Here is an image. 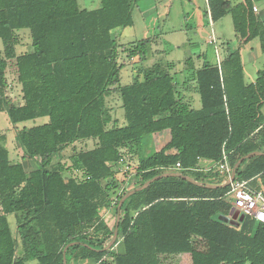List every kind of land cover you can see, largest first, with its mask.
I'll return each instance as SVG.
<instances>
[{"label": "trees", "instance_id": "1", "mask_svg": "<svg viewBox=\"0 0 264 264\" xmlns=\"http://www.w3.org/2000/svg\"><path fill=\"white\" fill-rule=\"evenodd\" d=\"M139 1L101 0L100 8L87 10L78 0H0V113L15 126L49 119L17 131L27 158L39 159L31 170L11 160L6 136L0 135V264H63L71 244L67 264H162L161 256L181 254H190L192 264H264V223L249 216L226 221L234 210L231 187H205L229 178L219 168L225 157L232 170L241 158L264 153V70L246 83L241 56L242 46L255 39L264 52V21L252 0L237 5L207 0L204 18L217 23L230 15L240 48H228L219 65L205 61L195 73L202 106L194 110L184 103L174 77L157 66L121 85L120 53L144 61L156 42L118 45L113 35L134 25ZM21 33L28 34L31 51L17 52ZM9 62L15 64L22 104L6 93ZM115 93L124 126L113 121L108 108ZM155 135H166V143L142 156L141 147ZM90 140L96 147L75 152L71 167L53 163L65 149ZM133 147L141 155L134 189L170 172L205 186L167 177L135 193L122 205L115 245L104 251L115 228L100 211L115 206L118 213L131 191L124 188L113 198L118 189L113 167ZM203 160L213 165L205 168ZM67 171L77 175L67 178ZM236 179L264 190V154L246 159ZM118 243L121 252L114 249Z\"/></svg>", "mask_w": 264, "mask_h": 264}, {"label": "rangeland", "instance_id": "2", "mask_svg": "<svg viewBox=\"0 0 264 264\" xmlns=\"http://www.w3.org/2000/svg\"><path fill=\"white\" fill-rule=\"evenodd\" d=\"M98 1L100 2V0ZM230 1L233 5H237L245 0ZM84 4V0H79V7L81 9L86 8V4ZM256 5L259 8V13H256V15L259 17L263 16L264 0L257 1ZM204 11V0H140L134 7V25L126 29L117 30L119 31L117 43L118 45L125 43L128 44L130 42H136L148 38H155L158 40V43L154 44L150 48L144 61H140L139 58H129L127 53H120L118 62L123 66L121 72V85L124 86L131 83L137 75H144L147 71L152 69H148V67L155 62L159 65H161V62L164 63V65L169 62H175L179 65V67L183 66L182 64H184V58L186 57L185 51H192L193 54L197 53V50H201L203 52L206 51L207 43L204 39L211 34L213 29L218 36L222 34V38L232 49H239L240 40L234 30L230 15L223 18L219 24L214 26V28H209L208 26L205 29L203 28L204 32L201 34L202 24L205 25ZM168 14H170L169 21L166 18V15ZM171 22L177 24L179 28L180 26L185 25H189L192 28H182L179 33L175 35H167V27L169 24L171 25ZM25 32L29 33L28 30ZM19 37L20 42L17 46V52L24 53L28 51L30 46V38L26 33H21ZM191 43L196 44L195 48L189 46ZM3 50V43L0 40V56H2ZM242 53L245 81L250 83L256 79L258 71L264 70V52L261 49V41L259 39H255L248 45L242 46ZM179 67L177 66V68ZM183 68L184 66L177 70H182ZM159 70H161V66L159 67ZM7 79L9 83L6 91L8 97L14 104H22L23 99L21 85L17 81L14 62H9ZM185 86L187 88L186 91L188 97H191V99L197 97L195 84L187 83ZM107 103L108 108L111 111L113 121H117L118 126H124V110L121 109L122 104L119 94L115 93L110 96L107 99ZM48 121V118H41L15 126L10 122L7 113H0V135L6 136V147L9 149L10 157L13 162L24 163L29 170L38 166L37 164L39 163V159L29 160L27 158L26 154L22 151V148L16 140V134L19 129L43 125ZM114 124L115 123H111L109 127H112ZM165 133L168 132L166 131L163 134ZM146 140L148 141V138H145V141ZM166 141V135H155L150 137L148 145L145 144L140 149L143 153L142 156H149L153 150H159L166 143ZM96 144L97 142L93 140L87 142H77L74 146L65 149L57 158L54 159L53 163L61 161L68 167H71V156L75 152L91 150L96 147ZM132 149L133 153L126 155L124 162L113 167L116 171L115 183L118 186V189L113 195L114 199L123 194L124 188L129 190L134 189L135 181H133V177L136 173L137 167L139 166V158L141 155L140 153L136 154V147H133ZM74 175H77V172L67 171V173L64 174L67 178ZM227 180L228 178L225 181ZM100 215L105 221H107L109 227L114 230L118 219L116 207L113 206L110 210H101ZM9 221L14 237L17 240V244L20 245L15 217L10 216ZM196 247L201 251L206 250V245L203 243H197ZM114 249L117 252H121L122 245L118 243ZM160 259L162 264H192L191 256L163 255Z\"/></svg>", "mask_w": 264, "mask_h": 264}, {"label": "crops", "instance_id": "3", "mask_svg": "<svg viewBox=\"0 0 264 264\" xmlns=\"http://www.w3.org/2000/svg\"><path fill=\"white\" fill-rule=\"evenodd\" d=\"M85 1V9L87 10H94V9H98L100 8L101 6V0L100 2L98 0H95V1H92V0H84ZM162 1V0H161ZM257 1H260V0H255L254 1V6L257 8V12L255 13H259V8L257 7L256 5V2ZM79 2V0H78ZM244 2V1H243ZM204 3H205V9L207 7V0H204ZM242 3V2H241ZM88 7V8H87ZM90 8V9H89ZM227 17V16H226ZM166 18L167 20L169 21L170 19V14L166 15ZM232 18V17H231ZM263 21H264V12H263V16L260 17ZM162 21V20H161ZM221 21V20H220ZM217 22V23H213L211 20H206L205 19V25L202 24V27H201V30H202V33L204 32V29L208 26L209 28H214V26L216 24H219L220 23ZM233 22V21H232ZM234 27V25H233ZM182 28H192L191 26L189 25H185V26H179L177 24H174V22H171V25L169 24L168 27H167V35H175L177 33H179V31L182 29ZM204 28V29H203ZM235 30V29H234ZM118 32L119 31H115L113 33V35L118 39L119 36H118ZM222 34H220L219 36L214 32V29L213 31L211 32V34L205 38L204 40H206V43H207V48H206V51H201V50H197V53H192V51L190 52H187L185 51V55L186 57L184 58V64H182L184 66V68L182 70H177L183 66H180L175 63V62H169L167 63L166 65H164V63L161 62V65H159L157 62H155L154 64H152L151 66L148 67V69L150 68H155L156 66L157 67H160L161 66V69L164 70L165 72H168L170 73L175 81L180 84L179 85V90L180 93H181V96L184 100V103L186 105H188L190 107V109H194V110H199L201 108V101H200V96L199 94L197 93L196 96L197 97H194L193 99H191V97H188L187 95V88L185 85H187V83H193L196 85V79H195V73L201 69L204 65V62H209L211 65L213 66H217L221 63V61L225 58V55H226V52H227V49L230 48V45L227 44L225 42V40L222 38ZM130 43H133V42H130ZM158 43V40L156 39V42L154 44ZM129 44V43H128ZM150 45L149 48H148V51L150 50V48L154 45ZM121 45H127V43L125 44H121ZM248 45V44H247ZM189 46H192L193 48H195L196 44L195 43H191ZM32 50V46H31V42H30V46L28 48V51H31ZM162 52V51H161ZM193 54V55H192ZM194 56V57H193ZM241 56H242V63H243V53H242V49H241ZM195 59V60H194ZM174 61V60H173ZM177 64V65H176ZM177 66L179 68H177ZM244 66V65H243ZM259 72V71H258ZM257 72V73H258ZM142 75H140V78H142ZM137 77V76H136ZM135 77V78H136ZM134 78V77H133ZM257 78V76H256ZM256 81V79L254 81H251L250 83L248 84H251V83H254ZM246 82V81H245ZM132 83V82H131ZM129 83V84H131ZM247 83V82H246ZM128 85V84H127ZM122 109V108H121ZM202 165H204L205 168H210L213 163L211 161H208V160H203L201 162ZM231 175V174H230ZM229 175V177H230ZM179 256H190V254H181ZM192 260V259H191Z\"/></svg>", "mask_w": 264, "mask_h": 264}, {"label": "built area", "instance_id": "4", "mask_svg": "<svg viewBox=\"0 0 264 264\" xmlns=\"http://www.w3.org/2000/svg\"><path fill=\"white\" fill-rule=\"evenodd\" d=\"M255 0H252L254 2ZM254 11L257 12V8L254 6ZM225 163L219 165L222 172L231 174V169L224 158ZM181 164H177V168H180ZM231 190L229 192L233 199V207L235 211H239L241 215L249 216L257 221L264 223V190H255L250 181H240L235 179L230 185Z\"/></svg>", "mask_w": 264, "mask_h": 264}, {"label": "water", "instance_id": "5", "mask_svg": "<svg viewBox=\"0 0 264 264\" xmlns=\"http://www.w3.org/2000/svg\"><path fill=\"white\" fill-rule=\"evenodd\" d=\"M264 153H261V152H254L252 154H249L243 158H241L236 164L235 166L233 167L232 169V172H231V175L230 177L228 178V180L223 183L222 185L220 186H212V185H204L202 183H199L197 181H195L194 179H192L191 177H188V176H185L181 173H175V172H170V173H166V174H163V175H160L158 177H155L153 178L152 180L146 182L144 185L138 187V188H135L133 190H131L129 193H127L123 199L120 201V204L118 206V219H117V222H116V225H115V230H114V236L112 238V240L110 241V243L108 244V246L104 249V251H107V250H110L116 243L117 239H118V233H119V225H120V222H121V208H122V205L124 204V202L129 198L131 197L132 195H134L135 193L137 192H140L142 190H145L146 188H148L152 183L156 182V181H159L163 178H167V177H179V178H183L195 185H198V186H205L207 188H225V187H229L231 185L232 182L235 181L236 177H237V170L239 169V167L241 166V164L248 158L252 157V156H257V155H263ZM233 215L230 217V218H227L226 221H236L239 219V221H243L244 220V215H240L239 211H234L233 210ZM238 223V222H237ZM74 244H71L69 245L68 247H66V249L64 250V262L63 264H67V257H66V253H67V250L70 246H73Z\"/></svg>", "mask_w": 264, "mask_h": 264}]
</instances>
